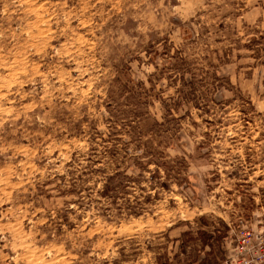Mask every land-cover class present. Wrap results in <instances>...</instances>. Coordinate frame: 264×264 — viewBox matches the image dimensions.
<instances>
[{"label":"rangeland","instance_id":"1","mask_svg":"<svg viewBox=\"0 0 264 264\" xmlns=\"http://www.w3.org/2000/svg\"><path fill=\"white\" fill-rule=\"evenodd\" d=\"M258 236L264 0H0V264H230Z\"/></svg>","mask_w":264,"mask_h":264},{"label":"built area","instance_id":"2","mask_svg":"<svg viewBox=\"0 0 264 264\" xmlns=\"http://www.w3.org/2000/svg\"><path fill=\"white\" fill-rule=\"evenodd\" d=\"M254 243L243 241L237 245L239 258L237 261H231L230 264H264V240L262 236L256 237Z\"/></svg>","mask_w":264,"mask_h":264},{"label":"trees","instance_id":"3","mask_svg":"<svg viewBox=\"0 0 264 264\" xmlns=\"http://www.w3.org/2000/svg\"><path fill=\"white\" fill-rule=\"evenodd\" d=\"M80 175L79 177H77V180L81 183L84 184L85 181L83 179H81ZM110 180V179H109ZM111 184L105 182L103 189L105 190L106 193L112 192L113 188H110ZM116 188V187H115ZM183 236H190V233L188 234H183ZM186 248L181 247L179 248V253L178 254H174L171 258L168 257V255L165 254H161L156 261V264H195L197 263L199 260L198 257V252H196L195 250H190V253L187 255L186 259H180L179 256L180 255H186ZM214 262H210V261H200L199 264H214Z\"/></svg>","mask_w":264,"mask_h":264}]
</instances>
